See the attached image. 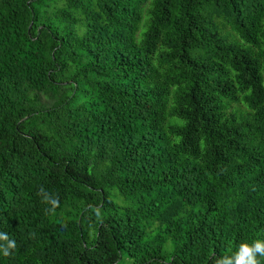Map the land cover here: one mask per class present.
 <instances>
[{
	"label": "trees",
	"instance_id": "1",
	"mask_svg": "<svg viewBox=\"0 0 264 264\" xmlns=\"http://www.w3.org/2000/svg\"><path fill=\"white\" fill-rule=\"evenodd\" d=\"M0 233V264L264 239V0H0Z\"/></svg>",
	"mask_w": 264,
	"mask_h": 264
},
{
	"label": "clouds",
	"instance_id": "2",
	"mask_svg": "<svg viewBox=\"0 0 264 264\" xmlns=\"http://www.w3.org/2000/svg\"><path fill=\"white\" fill-rule=\"evenodd\" d=\"M48 199L49 197L46 196L45 201ZM0 241H3L0 243V252L4 257L11 256L16 248L15 240L10 239L7 233H0ZM258 257H264V239H256L250 244L246 241L242 242L238 250L231 255L216 257L215 264H260Z\"/></svg>",
	"mask_w": 264,
	"mask_h": 264
}]
</instances>
